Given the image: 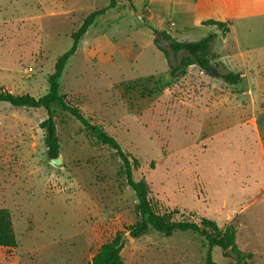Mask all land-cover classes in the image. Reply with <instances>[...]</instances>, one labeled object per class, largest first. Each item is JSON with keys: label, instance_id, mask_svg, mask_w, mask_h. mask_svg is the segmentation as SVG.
<instances>
[{"label": "rangeland", "instance_id": "374dc122", "mask_svg": "<svg viewBox=\"0 0 264 264\" xmlns=\"http://www.w3.org/2000/svg\"><path fill=\"white\" fill-rule=\"evenodd\" d=\"M181 2L117 0L81 38L60 91L138 160L134 177L148 184L161 212L176 211L177 220L233 223L239 248L254 254L249 264H264V73L231 85L193 64L170 77L146 19L180 41L212 31L194 14L185 25L175 12L189 7ZM109 3L0 0V91L47 93L73 31ZM172 22L174 34L166 29ZM263 26L237 24L236 35L242 44L250 38L257 43L264 40ZM230 44L222 48L232 51ZM217 58L212 64L225 72ZM53 109L59 165L47 155L41 128L47 111L0 102V207L10 211L17 236L15 247L0 246V264H92L119 233L125 264H207L208 244L200 234L130 235L128 227L139 219L138 200L122 161L79 120ZM213 258L235 264L218 247Z\"/></svg>", "mask_w": 264, "mask_h": 264}, {"label": "trees", "instance_id": "16d2710c", "mask_svg": "<svg viewBox=\"0 0 264 264\" xmlns=\"http://www.w3.org/2000/svg\"><path fill=\"white\" fill-rule=\"evenodd\" d=\"M117 0H110L108 6L94 10L82 22L81 26L72 33L71 47L60 55L55 64V70L49 78L50 88L42 96L35 97L30 94H14L8 91H0V102H7L15 107L24 108H44L47 111V118L41 123L44 130V141L47 147V155L50 159H56L60 155V143L57 135V125L54 119L55 111L53 106L60 107L68 112L72 117L82 123L86 131L92 134L101 144L112 148L115 154L122 161L121 172L125 175L128 185L136 193L138 200L137 211L139 219L135 224L128 227L130 235L139 238L154 230L165 236H172L175 232H193L203 236L208 244L206 255L207 264H218L213 258V249L218 247L222 249L226 256L231 257L235 264H249L254 254L242 251L237 244V229L233 223L219 226L211 219H202L201 223L190 220H177L174 218L176 211L161 212L150 196V189L144 180H136L134 169L138 166V160L127 153L119 141L108 133L102 125L95 123L78 106L68 100L65 94L60 91V79L63 76L64 69L69 59L76 53L81 38L86 34L91 25L94 24L97 17L104 15L108 9L115 7ZM145 20V19H144ZM204 25H215L225 35L230 31L228 22L207 20ZM155 33L160 32L146 24ZM166 42L170 46L160 43L158 38L156 42L164 50L165 57L169 64V74L172 78H177L185 74L187 67L196 64L202 69H206L217 54L212 51V44L218 38V33H211L200 40L180 41L166 32L161 31ZM173 53V59L171 58ZM182 53V54H181ZM181 55V58H180ZM226 83L238 85L243 81V76L232 71L220 73ZM17 236L14 230L13 218L7 208L0 207V246L15 247ZM125 239L121 233L107 243H105L97 254L92 258V264H125L121 252L124 248Z\"/></svg>", "mask_w": 264, "mask_h": 264}, {"label": "crops", "instance_id": "0c3cea01", "mask_svg": "<svg viewBox=\"0 0 264 264\" xmlns=\"http://www.w3.org/2000/svg\"><path fill=\"white\" fill-rule=\"evenodd\" d=\"M179 6H187L178 9L176 7L175 12L183 16L185 25L191 24L193 21L189 20L191 15H195L198 22L202 23L207 20H216L228 22L230 31L227 34H223L221 30L215 25H205L211 27V33H218V38L212 44V51L217 54L218 61H222L226 66V71L221 72L217 70V66L213 65L214 69L220 73H226L229 71L239 73L243 76L247 74H263L264 73V40L257 43H251V38L245 44L236 35V25L249 27L252 25L255 27L257 23L264 22V0H182ZM178 6V4H177ZM204 8L205 11L198 13L199 8ZM144 12L147 18L152 16V10L150 7H146ZM141 13V12H140ZM189 20V21H188ZM149 23V20L146 19ZM150 24V23H149ZM151 25V24H150ZM174 23H169L168 28L172 34L174 31ZM204 25V24H203ZM152 27L158 29H164L163 26ZM264 27V26H263ZM210 33V34H211ZM209 35V34H208ZM195 41V40H189ZM231 43L230 47L232 51L222 48L225 43ZM251 43V44H250ZM219 48H222L219 49Z\"/></svg>", "mask_w": 264, "mask_h": 264}, {"label": "water", "instance_id": "95a60500", "mask_svg": "<svg viewBox=\"0 0 264 264\" xmlns=\"http://www.w3.org/2000/svg\"><path fill=\"white\" fill-rule=\"evenodd\" d=\"M139 16L142 17L140 12H139ZM142 20L144 21L143 18H142ZM155 38H158L161 44H163V45H165V46H170V44L166 42V40H165V38H164V36H163V34H162L161 31L155 34ZM205 70H206L207 72L212 73V74H216V75H218V72L216 71V69H214V67H213L212 64H210ZM52 162H53L54 164L59 165V164H61V162H62V158L58 157V158H56V159H52Z\"/></svg>", "mask_w": 264, "mask_h": 264}]
</instances>
